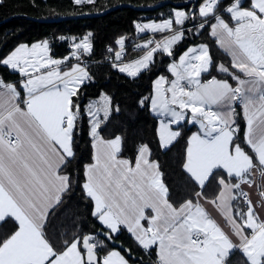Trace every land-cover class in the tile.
Segmentation results:
<instances>
[{"label":"snow or ice","instance_id":"obj_1","mask_svg":"<svg viewBox=\"0 0 264 264\" xmlns=\"http://www.w3.org/2000/svg\"><path fill=\"white\" fill-rule=\"evenodd\" d=\"M197 17L230 65L217 64L208 44L189 47L168 65L172 79L159 76L153 94L140 101L162 117V148L181 136L173 125L189 115L199 126L179 165L177 188L184 191L176 192V200L148 144L125 158L122 136L101 135L113 111L106 94L87 106L92 162L82 179L70 170L81 116L77 98L92 79L80 63L53 58L47 40L20 44L0 57V66L22 78L13 83L0 77V264H133L131 249L109 247L122 229L155 255L152 264H264V0H199L193 12L174 9L168 19L137 23L140 33L167 35L136 44L143 54L127 63L120 38V63L112 66L137 77L155 63L157 52L172 57L185 22ZM73 48L77 61L91 53V34ZM213 68L226 78L202 79ZM213 181L216 191L209 197ZM77 192L103 226L102 239L79 230L71 211ZM9 224L13 228L4 231Z\"/></svg>","mask_w":264,"mask_h":264},{"label":"trees","instance_id":"obj_2","mask_svg":"<svg viewBox=\"0 0 264 264\" xmlns=\"http://www.w3.org/2000/svg\"><path fill=\"white\" fill-rule=\"evenodd\" d=\"M165 0H95L94 4L76 5L74 0H3L0 3V22L13 15H25L34 19H52L63 16L81 15L105 11L121 4H132L134 6L154 5ZM182 2L185 0H173ZM199 1L193 5L185 7L166 6L155 12H138L131 8H118L111 12L93 18L62 21L59 23H44L26 18H17L8 21L0 26V57H5L20 44H32L47 40L51 53L58 58H66L74 52L73 43L79 42L84 36L91 34L93 49L91 53L80 54L81 59L93 62L99 60L90 67L89 74L92 81L85 84L80 91L81 116L78 122V131L75 135L76 158L70 165V170L82 179V172L85 165L92 162L93 148L92 138L89 135L90 120L85 113V104L90 98L99 97L107 93L112 98L113 111L108 119L101 126V134L106 139H111L117 135L124 138V148L122 156L134 158L138 145L146 143L152 150L151 159L157 161L160 169L165 174L166 181L170 182V189L173 190V200L179 199L177 191H184L177 188V174L179 165L187 147V139L192 131L187 122L180 127L181 136L168 149L160 146L158 138L159 120L153 115L150 105L140 104L144 97H150L153 93L154 81L161 75L170 77L167 71L168 65L173 59H177L183 51L192 45L208 44L214 61L219 64L230 65L229 58L219 49L215 40L210 35L207 27H198L200 18L187 21L184 25L185 37L176 46L173 56L169 57L164 53L155 54V63L137 77H129L113 67V62L104 61L108 54V49L112 46L119 47L116 43L120 38H124L126 43L133 37L138 36L135 25L147 19H163L171 17L169 10L176 9L190 10L198 5ZM214 22V21H210ZM151 34V33H150ZM166 35V34H163ZM63 37V39H61ZM75 38V41L74 39ZM129 57H139L141 55L128 51ZM75 58L68 60V64H73ZM129 59V58H128ZM218 72L212 69L209 76ZM0 77L8 82H17L22 79L18 73H14L9 68L0 66ZM119 109L116 111L115 109ZM239 112L240 109L238 108ZM237 122L241 128V135L245 122L241 116L237 117ZM216 191L215 182L208 190L211 197ZM80 193L75 194L71 201V211L77 214L79 230L85 234H98L103 226L93 216H91V204L89 201L81 200ZM13 228L12 224L6 226L4 231ZM63 239V236H61ZM102 239V238H99ZM127 248L131 249L135 256L131 258L133 264H152L155 255L145 253L140 249L135 240L122 229L115 238ZM109 247H112L109 245ZM118 249V248H117ZM119 250V249H118ZM122 253H124L122 251ZM236 259H239L237 256Z\"/></svg>","mask_w":264,"mask_h":264},{"label":"water","instance_id":"obj_3","mask_svg":"<svg viewBox=\"0 0 264 264\" xmlns=\"http://www.w3.org/2000/svg\"><path fill=\"white\" fill-rule=\"evenodd\" d=\"M199 0H185L182 2H177V1H173V0H165L162 1L160 3L154 4V5H145V6H134L132 4H121V5H117L114 6L112 8H109L105 11H101V12H96V13H88V14H81V15H72V16H63V17H58V18H52V19H34V18H28L25 15H13L9 18H7L6 20L0 22V26L8 21L17 19V18H26V19H31L34 21H39V22H44V23H59L62 21H69V20H77V19H86V18H93V17H100L103 16L109 12H111L112 10L118 9V8H122V7H126V8H131L135 11L138 12H155V11H159L161 9H163L166 6H176V7H185V6H190L195 4L196 2H198ZM101 232V231H100ZM100 232L97 234V238H102L100 236ZM112 247L118 248L121 251H125L129 248H127L125 245H123L121 242L117 241L116 239L114 240V242H112L110 244ZM135 256L132 254V252L130 253V258H134Z\"/></svg>","mask_w":264,"mask_h":264},{"label":"crops","instance_id":"obj_4","mask_svg":"<svg viewBox=\"0 0 264 264\" xmlns=\"http://www.w3.org/2000/svg\"><path fill=\"white\" fill-rule=\"evenodd\" d=\"M184 11H187V12H193V11H195V7H193L192 9H190V10H185V9H183ZM172 14H173V12H172ZM168 18H170V17H165V18H163V19H147V20H143V21H145L146 23H149V22H153L152 20H157V21H161V20H164V19H168ZM225 18H227V17H225ZM143 21H140V22H143ZM187 22V21H186ZM185 22V23H186ZM177 26V27H176ZM175 27L176 28H180L181 26L180 25H175ZM138 33H140V32H138ZM151 32H144V33H141V34H150ZM151 34H158V35H161V38H163V36H165V35H163V34H166L167 35V33H151ZM212 37V36H211ZM213 38V37H212ZM214 40H215V38H213ZM125 40V39H124ZM126 41L127 40H125V43H126ZM40 42H42V41H40ZM35 43H38V42H35ZM33 44V43H32ZM28 45H31V44H28ZM178 45V44H177ZM176 45V46H177ZM198 45H200V44H198ZM198 45H192V46H190V47H194V46H198ZM176 46L174 47V49L176 48ZM119 48H120V46H119ZM189 48V47H188ZM174 49H173V51H174ZM220 49V48H219ZM51 50V49H50ZM228 58H229V61H230V57L222 50V49H220ZM184 52V51H183ZM182 52V53H183ZM133 53H135V52H133ZM181 53V54H182ZM50 54H51V56L53 57V58H55V59H62V58H58V57H55V56H53V54L51 53V51H50ZM82 54H88V53H82ZM136 54V53H135ZM138 55H142V54H138ZM129 58V59H128ZM137 58H139V57H129L128 56V52H127V57H125L124 59H122V62L124 63V62H128V61H132V60H134V59H137ZM63 59H65V58H63ZM178 59V58H177ZM173 61V60H172ZM171 61V62H172ZM117 63H120V62H117ZM68 65L66 64V65H64V66H62V67H64V68H66ZM227 66V65H226ZM12 71V70H11ZM170 74V73H169ZM213 76H216L217 78H226V76H225V74H223V73H217L216 75H213ZM169 80L170 79H172V76H171V74H170V77H167ZM211 78V76H209V74H204V76L202 77V79H204V80H206V79H210ZM89 82V81H88ZM234 83V82H233ZM153 94V93H152ZM151 109V108H150ZM152 112V111H151ZM153 113V112H152ZM153 115H155L157 118H158V120H160L162 117H159V116H157L155 113H153ZM190 121V115H189V117L185 120V121H182L181 122V124L180 125H173V130H179L180 131V129L178 128V127H180L182 124H184L185 122H187V124L190 126V127H192V131L190 132V134H189V136H188V139H189V137L194 133V132H196V131H198L199 130V126L197 125V124H194V123H191V122H189ZM158 128H159V126H158ZM102 135V134H101ZM103 136V135H102ZM104 137V136H103ZM105 138V137H104ZM106 139V138H105ZM188 139H187V142H188ZM175 142V141H174ZM93 154H94V150H93ZM157 162V161H156ZM213 215H216L214 212H213ZM217 219H218V222H221L222 223V226H225L226 227V225H223V222L222 221H220V218L219 217H217ZM126 230V229H125ZM128 232V231H127ZM129 233V232H128ZM119 234V233H118ZM117 234V235H118ZM130 234V233H129ZM131 235V234H130ZM131 237H132V235H131ZM133 238V237H132ZM134 239V238H133ZM237 256H239V253H237ZM237 256L235 257V259L237 258Z\"/></svg>","mask_w":264,"mask_h":264},{"label":"built area","instance_id":"obj_5","mask_svg":"<svg viewBox=\"0 0 264 264\" xmlns=\"http://www.w3.org/2000/svg\"><path fill=\"white\" fill-rule=\"evenodd\" d=\"M156 39V40H160L159 39V36L156 35V34H148V35H143L141 33H138V36L137 37H133L129 40L128 43H126V46H124V53H123V57L122 59H124L125 57H127V48H130L131 51L137 53V54H140V53H143V50H138L135 48V45L136 44H142L144 43L147 39ZM117 51H120V48H114V47H110L108 49V54L103 58L104 61H107V62H115V53ZM97 62H99V60H96V61H93V62H89V61H86V60H83L82 59V64H83V67L86 68V69H89L90 67H92L94 64H96Z\"/></svg>","mask_w":264,"mask_h":264},{"label":"rangeland","instance_id":"obj_6","mask_svg":"<svg viewBox=\"0 0 264 264\" xmlns=\"http://www.w3.org/2000/svg\"><path fill=\"white\" fill-rule=\"evenodd\" d=\"M174 9H176V8H174V7H172L170 10H169V12H173V10ZM179 10H183V9H179ZM152 21H155V22H160V20L159 21H157V20H152ZM162 21V20H161ZM138 23H141V24H143V23H146L145 21H143V22H138ZM177 27V26H176ZM184 27V26H183ZM159 38H160V40L162 39L161 38V35H159ZM124 46H126V43L124 44ZM74 51H76V49L74 50ZM127 51H131V49L130 48H127ZM131 52H133V51H131ZM66 58H69V59H71L72 58V54H69ZM68 59V60H69ZM128 62H130V61H128ZM76 63H80L81 64V66L83 67V64H82V61H77L76 59H74V63L73 64H76ZM124 63H127V62H124ZM87 71L89 72V70L87 69ZM145 71V70H144ZM143 72V71H142ZM122 73V72H121ZM123 74H126V73H123ZM127 75V74H126ZM140 75V74H139ZM129 76V75H128ZM129 77H131V76H129ZM92 81V79L89 81V82H91ZM89 82H87L86 84H88ZM108 95V96H110L109 94H107V93H103V94H101V96H99V97H94V98H90L89 100H88V102L85 104V113L87 114V106L90 104V103H97V102H100L101 101V97L103 96V95ZM111 97V96H110ZM77 103H79V105H80V103H81V100H80V96L77 98ZM81 107V106H80ZM112 107H113V105H112ZM111 114H112V112H111ZM110 114V115H111ZM109 115V116H110ZM88 116V115H87ZM89 117V116H88ZM101 118L103 119V113H101ZM89 120L91 121V117H89ZM174 143V142H173ZM172 143V144H173ZM171 144V145H172ZM171 145H169V147L168 148H170V146ZM168 148H163V149H168Z\"/></svg>","mask_w":264,"mask_h":264}]
</instances>
